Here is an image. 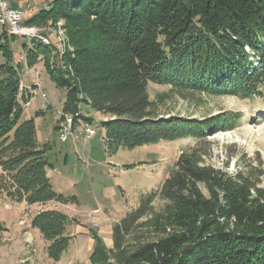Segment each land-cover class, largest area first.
<instances>
[{"label":"trees","instance_id":"obj_1","mask_svg":"<svg viewBox=\"0 0 264 264\" xmlns=\"http://www.w3.org/2000/svg\"><path fill=\"white\" fill-rule=\"evenodd\" d=\"M58 21L70 50L58 55L39 44L23 46L25 66L42 62L65 91L62 112L74 115L85 105L113 118L101 122L109 154L196 140L160 188L142 195L112 227L109 252L89 230L95 239L90 263L264 264L262 165L228 174L201 162L208 137L234 130L241 116L166 119L157 110L171 96H264V0H54L26 24L45 29ZM16 38L0 35L6 61L0 66V193L13 203L76 204L46 178L51 144L37 142L34 119L21 121L27 99L20 65L8 64ZM149 83L169 90L151 101ZM69 224L55 209L31 221L55 262L69 247Z\"/></svg>","mask_w":264,"mask_h":264},{"label":"rangeland","instance_id":"obj_2","mask_svg":"<svg viewBox=\"0 0 264 264\" xmlns=\"http://www.w3.org/2000/svg\"><path fill=\"white\" fill-rule=\"evenodd\" d=\"M22 25L34 28L38 35L48 38L52 44H56L53 33L55 30L64 42L65 50H70V41L62 22L58 21L54 27L45 29L24 22ZM31 44L37 43L21 37L14 39L9 45L12 58L8 64L13 67L20 65L21 91L29 95L34 94L28 99L29 105L23 107L21 121L34 119L36 139L41 144L51 134L50 129L54 118L57 117L56 112H59L65 101V91L55 87L45 72L42 62L34 64L35 66L29 70L25 68L24 63L21 64L25 57L22 47L26 46L28 50ZM5 63L0 51V66ZM147 88L151 101H155L158 94L169 90L166 86H156L151 83ZM43 95L45 97H42ZM41 106H48V108L40 116ZM79 107L82 116L91 120V127L96 136L88 140L86 145L78 142L77 149L81 152L84 148L83 153L86 156V151L93 147L91 157L87 159L89 168L91 165L93 168L89 170L83 163L77 161L78 158L75 155H71L68 167L63 174L74 181L75 189L79 194L78 200L76 204L61 207L58 211L66 215L75 213H79V216L85 215V218H79H82V221L85 220L87 230L94 232L104 250L109 252L112 248V227L129 210L137 207L142 195L160 188L173 169L176 159L183 152L193 148L196 140L184 138L173 142L145 145L133 150L119 149L115 154H109L105 146V134L101 122L113 120V118L103 117L85 105ZM157 110L158 114L166 119L173 117L200 119L209 118L221 112L237 113L241 119L234 130L208 137L206 144L202 145L205 151L201 159L202 165L215 167L228 174L245 171L247 167H257L258 164H261L264 169V96L250 100L206 96H190L182 100L171 96L168 101L159 105ZM58 148L59 145L56 146V150ZM62 162L54 156L51 158L49 156L51 165L61 167ZM106 188L112 189L115 194L113 197H107L109 199L107 202L101 199V192H104ZM69 193L67 191L65 197L72 198ZM96 200L102 204L103 210L110 212L114 218L110 220V232L105 231L101 234L100 223L94 220L90 222L86 217L89 210L99 205ZM56 205L59 204L55 202L33 205H27L26 202L13 203L0 193V264H91L89 258L95 247V239L88 231L86 236L76 234V238H71L67 251L61 254L58 261L55 262L47 257L48 243L43 240L39 231L32 227L31 221L43 210L56 209ZM154 205L159 208L160 203L156 201ZM72 220L70 219V224L67 226L68 236L73 234L72 230L75 229V225H78ZM103 228L106 229L107 226Z\"/></svg>","mask_w":264,"mask_h":264},{"label":"crops","instance_id":"obj_3","mask_svg":"<svg viewBox=\"0 0 264 264\" xmlns=\"http://www.w3.org/2000/svg\"><path fill=\"white\" fill-rule=\"evenodd\" d=\"M3 1L6 3V5L9 8L21 12L23 14L22 22H24L26 24V22L29 19L36 16L40 11L48 10L50 3L54 0H3ZM37 7H42V8H37ZM2 33H5L7 36H9V34L6 32V30H2L0 28V35ZM23 63L25 66L24 58L22 59V65H23ZM25 68H26V66H25ZM26 94L27 93H24V97H26ZM27 96H29V94H27ZM48 106H45V107L41 106L42 108H41L40 113L42 114L44 111L46 112ZM60 110L61 109H59L58 111H60ZM56 113H58V112H56ZM41 114H39V115L41 116ZM56 116L57 117L54 118L55 120H54L52 127L50 129V131H51L50 136L48 138H46L45 141H43L40 145L46 144V143L51 144L52 151L49 154L50 158L52 156H54L56 159L61 160L63 162H62L61 167H58L57 165L54 166L52 164L51 168L46 169V178H47L49 185L51 186L52 190L57 195H61V196L65 197L66 192L69 191L70 192L69 195H72L71 196L72 198L77 199L79 194L77 193V190L75 189L76 185H74V181L70 177L63 174V171L66 169V167H68V163L71 159L70 158L71 155H75L76 158H78L77 159L78 162L83 163L86 166V168H89V163H88L87 159H90L93 147H90L86 151L87 155L85 156V154L83 153L84 148L81 152H79L77 149V143L80 142L81 145H86L88 140L85 143H83L81 141V138L79 137V138H71L68 141H66L64 144L59 143L57 140L58 132H57V130L56 131L54 130L55 128L57 129V123H58V119H59L57 114H56ZM95 136H93V137H95ZM93 137H91V138H93ZM91 138L89 140H91ZM57 145H59L58 150H56ZM97 164L101 165V163H97ZM90 168H93V166L91 165ZM90 168H89V170H90ZM113 195H115L114 191L110 188H106V190H104V192H101V199L103 201L107 202L109 200L107 197H110V196L113 197ZM67 197L69 198L70 196H67ZM97 202L99 203V205L96 206L94 209L89 210L86 214V217H88L90 222L91 221L93 222V220H94L95 222L100 223L99 232L101 234L104 233L105 231L110 232V229H111V226H110L111 221L110 220L114 219V218H112L113 216L110 215V212H105L103 210V206H102V204H100V202L98 200H96V203ZM66 206L67 205H61V204L56 205L55 210L58 211L59 208H61V207L65 208ZM64 215H66V214H64ZM66 216L69 219H73L72 221L74 223L75 222L78 223V225H75V229L72 230L73 234H69L70 238H72V239L76 238V234L86 236L87 231L89 233V230H87V225H86L85 220L83 219V221H82V218L81 219L79 218V217L85 218V215L79 216V213H75V214H70V215H66ZM106 223H107V225H104ZM105 226H107L106 229L103 228ZM66 232H68L67 228H66Z\"/></svg>","mask_w":264,"mask_h":264},{"label":"built area","instance_id":"obj_4","mask_svg":"<svg viewBox=\"0 0 264 264\" xmlns=\"http://www.w3.org/2000/svg\"><path fill=\"white\" fill-rule=\"evenodd\" d=\"M23 14L17 10L9 8L3 0H0V28L6 30L9 35L15 37H21L27 41H33L41 46L54 48L56 53L62 55L65 51V44L58 36V33L54 32L56 44H52L48 38L40 36L34 31V28L25 27L22 25ZM33 93V92H31ZM34 96L33 95H29ZM28 97V99H29ZM42 97H45L43 95ZM29 105V100L26 101L25 106ZM57 140L59 143H65L71 138H81V141L85 143L91 137L95 136V131L91 127V124L82 120L80 117V110L73 114H66L61 110L57 113Z\"/></svg>","mask_w":264,"mask_h":264}]
</instances>
